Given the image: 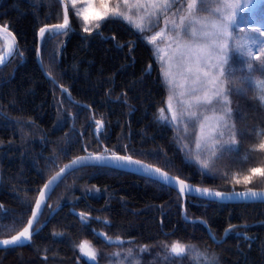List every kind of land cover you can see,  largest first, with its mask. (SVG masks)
<instances>
[{
  "label": "trees",
  "instance_id": "1",
  "mask_svg": "<svg viewBox=\"0 0 264 264\" xmlns=\"http://www.w3.org/2000/svg\"><path fill=\"white\" fill-rule=\"evenodd\" d=\"M260 8L264 11V1ZM71 12L73 30L46 33L40 57L44 70L68 89L75 102L44 76L36 61L38 31L49 22L62 21L61 5L57 0H0V24H9L19 52L0 68V239L26 224L37 190L52 174L85 147L101 150L99 141L121 154L127 146L129 154L195 185L227 191L264 188V178L254 177L248 185L232 179L264 161V155L246 151L257 142L253 129L264 127V108L253 99L254 83L247 85L246 94L229 97L236 128L242 132L237 137L239 150L211 161V170H201L192 150H180L184 144L191 149L190 135L185 139L182 127L158 119L167 86L152 46L121 22L108 21L98 33H85ZM3 45L0 37V49ZM241 61L231 53V66L241 69ZM256 74L264 78V72L254 67L253 79ZM93 119L104 123L98 139ZM26 203L31 206L24 207ZM58 203L64 206L31 243L0 250V263L85 264L76 250L81 241H88L104 264H110L105 255L113 250L123 255L128 248L133 255L139 253L133 264H167L162 245L180 241L215 254L217 264H264V203L188 198L185 217L204 220L217 240L229 225L235 226L222 243L214 242L203 224L184 220L181 198L174 190L126 171L108 167L71 171L51 192L41 220ZM81 213H87L83 222ZM143 245L149 247L141 252ZM193 256L174 264H197Z\"/></svg>",
  "mask_w": 264,
  "mask_h": 264
},
{
  "label": "snow or ice",
  "instance_id": "2",
  "mask_svg": "<svg viewBox=\"0 0 264 264\" xmlns=\"http://www.w3.org/2000/svg\"><path fill=\"white\" fill-rule=\"evenodd\" d=\"M250 2L251 0H243L241 5L231 0H219V2L217 0H186L185 5L184 0H57V3L63 7V22L45 25L40 28L39 35L45 37L46 33L51 36L66 34L70 31L68 5H71L75 15L82 20L85 33H98L108 21L121 22L138 33L148 45L155 46L153 59L161 64L160 75L170 92L166 100L167 108L158 109V119L177 127L183 124L185 139L194 133L197 152L195 162L199 164L201 170H211V161L239 150L237 137L242 135V132L236 128L234 110L230 106L229 97L233 94H246L247 85L254 83L258 91L253 99H257L259 107L264 108V79L254 81L252 76L254 67L264 72V40L245 39L243 36L237 38L233 34V29H238L236 11H242ZM77 5L80 6L77 8ZM162 17L166 25H171L168 32L165 33V30L161 29L152 35H144L158 24ZM251 31L264 36V31L260 28H252ZM0 33H6L10 38L5 41L4 53H0V64H4L5 54L12 55L17 44L16 37L9 31V24L0 27ZM161 38L169 41L167 53H163L158 46ZM253 46H257L258 51ZM232 52L244 58L243 68L237 69L231 66L230 53ZM237 70L241 71L240 76L235 75ZM227 77H233V79L228 80ZM177 88L181 91H175ZM62 91L68 90L62 87ZM177 96L187 98L179 101L180 110L173 108L172 102ZM166 111L171 114L170 117L166 115ZM95 124L99 134L102 131L103 122L95 120ZM253 134L257 142L246 151L264 155V127L253 129ZM186 149L191 151L188 144H184L180 150L183 152ZM84 152L85 155L76 156L68 164L60 167L59 171L37 190L38 196L35 198L34 206L27 203L24 205V207L31 206V216L28 217L26 225L15 235L0 239V250L22 247L26 243H31L35 233L34 221L38 216V210L42 209V204L45 202L46 190H54L66 174L83 167L131 169L142 174L149 182L172 190L178 188V196L195 191L200 196L211 199L224 200L237 197L264 202V192H258L250 187L243 192L235 190L221 192L207 187L193 188L186 183L185 179L172 176L168 171L146 160L135 159L128 153L127 146L124 148L125 154H120L117 150H109L107 147L93 152H89L85 147ZM201 154H204L205 158L202 159ZM254 177L264 178V161L248 168L247 174L240 178L238 174H233L232 179L235 184L248 185L252 183ZM80 217L82 222L85 221L87 213H81ZM234 228L235 226L229 225L225 230V236ZM209 234L214 242H223H217L210 230ZM105 239L110 238L105 237ZM115 239L123 243L121 237L117 236ZM245 239L249 238L245 237ZM77 247L91 261L97 259L98 253L88 241H81ZM148 247L143 245L140 251H147ZM162 247L165 251L162 259L167 264H174L176 259L183 260L193 253V259L197 261V264H203V262L217 264L218 262L215 254L209 255L206 250L200 251L196 246L180 241H172L171 244H164ZM109 255L119 256L120 253ZM132 255L133 249L128 248L125 253L126 258ZM117 264H124V261H118ZM129 264H131L130 259Z\"/></svg>",
  "mask_w": 264,
  "mask_h": 264
},
{
  "label": "rangeland",
  "instance_id": "3",
  "mask_svg": "<svg viewBox=\"0 0 264 264\" xmlns=\"http://www.w3.org/2000/svg\"><path fill=\"white\" fill-rule=\"evenodd\" d=\"M264 0H251V2L248 4V7L243 8V10H237L236 11V16H237V21H238V29L234 28L233 29V34L235 36H237V38L243 36L245 39L248 38H255L256 40H264V36H261L259 33H254L251 31L252 28H260L261 31H264V11L260 8L262 2ZM185 5H186V0H184ZM217 2H219V0H217ZM231 2L233 3H239V4H243V0H231ZM80 5H77V8ZM70 9L73 11L74 15H75V10L73 9V7L71 5H69ZM202 15H207V13H202ZM76 16V15H75ZM169 17H171V13H169ZM177 22H178V17H177ZM82 26H83V22L81 20ZM171 27V25H166L164 22V18L162 17L158 24L154 25L149 31H147L146 33H144V35H152L154 34V32L156 31H160L161 29L165 30V33L168 32V29ZM169 43V41L165 38H161L158 42V46L160 49L163 50V53H167L168 49H167V44ZM152 46V45H151ZM254 48H256V50L258 51V47L257 46H253ZM153 48V55L155 53V46H152ZM231 55V53H230ZM239 56V55H238ZM240 57V56H239ZM167 58V56L165 55V59ZM243 61L244 58L240 57ZM243 61L242 62V68H243ZM255 62V61H253ZM159 66L161 67V64L158 63ZM256 77H254V81L255 80H259V79H264L263 77H261L260 75L256 74ZM228 79V77L226 78ZM230 80V79H228ZM167 86V85H166ZM256 88V87H255ZM258 91V89H256ZM175 91L179 92L181 91V89L177 88ZM170 94L169 89L167 87V96L165 99V103L163 105V107L161 108H167V104H166V100L168 95ZM181 99H187L186 97H179L177 96L176 99L173 100V108L175 110H180L181 109V105L179 104V101ZM166 115H168L170 117V113H168L166 111ZM159 116V113H158ZM173 126V125H172ZM177 129H179V127L183 128V133H184V125L180 124L178 127L177 126H173ZM93 128H96L95 126H93ZM190 139L192 140V145H191V150L194 153V155H197V152L195 150V135L194 133L190 134ZM201 158H205L204 154H201ZM98 256V255H97ZM68 260V259H66ZM50 261H52V259H50ZM131 264H133V260H130ZM0 264H7V263H0ZM104 264V263H103ZM124 264H129V260L124 261Z\"/></svg>",
  "mask_w": 264,
  "mask_h": 264
},
{
  "label": "water",
  "instance_id": "4",
  "mask_svg": "<svg viewBox=\"0 0 264 264\" xmlns=\"http://www.w3.org/2000/svg\"><path fill=\"white\" fill-rule=\"evenodd\" d=\"M62 7V6H61ZM62 11H63V7H62ZM68 14H69V18H70V24L72 23V14H71V12H70V9H69V7H68ZM52 24H56V23H48V24H45V25H52ZM44 25V26H45ZM3 25H0V27H2ZM43 26V27H44ZM42 28V27H41ZM9 31H11V29L9 28ZM12 32V31H11ZM13 33V32H12ZM0 34H2V35H4V36H6V37H8L7 36V34L6 33H0ZM13 35H14V33H13ZM15 36V35H14ZM10 38L8 37V40H9ZM42 39H43V37H41L40 35H39V31H38V45H37V50H36V61H37V63H38V65H39V67H40V69L42 70V72H43V74H44V76L45 77H47V78H50V79H52L53 80V82L61 89V91H62V87L63 88H65L64 86H62V85H60L50 74H48L45 70H44V68H43V66H42V63H41V60H40V46H41V42H42ZM16 44H17V40H16ZM63 47V46H62ZM17 49H18V44H17V48H15L14 50H13V54L12 55H7V54H5V63L4 64H0V67H2V66H4V65H6L14 56H15V54H16V52H17ZM67 89V88H66ZM68 90V89H67ZM64 92V91H63ZM65 94H66V96L70 99V100H72L73 102H75V100L74 99H72L71 97H70V95H69V92L67 91V92H64ZM82 105H84V106H86V107H88V105H86V104H84V103H81ZM94 122H95V120H94ZM96 134H97V132H96ZM100 145L102 146V149H103V144L100 142ZM110 150V149H109ZM86 153H84V154H81V155H85ZM78 156H80V155H78ZM76 157V156H75ZM74 158V157H73ZM73 158H71L70 160H68L65 164H68ZM135 159H137V158H135ZM64 164V165H65ZM63 165V166H64ZM63 166H61V167H63ZM60 169V168H59ZM59 169L56 171V172H58L59 171ZM119 170H122V171H127V172H130V173H133V174H136V175H140V176H143L142 174H140V173H137V172H134V171H132L131 169H119ZM55 172V173H56ZM71 172V171H70ZM54 173V174H55ZM53 174V175H54ZM170 174V173H169ZM52 175V176H53ZM170 175H172V174H170ZM172 176H174V175H172ZM51 177V176H50ZM49 177V178H50ZM144 177V176H143ZM48 178V179H49ZM48 179L46 180V181H48ZM45 181V182H46ZM186 183H188L190 186H192L193 188H196V187H199V188H204V186H198V185H194V184H192V183H190V182H188V181H186ZM45 184V183H44ZM43 184V185H44ZM55 188V187H54ZM207 188H209V187H207ZM210 189H212V188H210ZM177 192H178V188H176L175 189ZM212 190H215V191H219V190H216V189H212ZM254 190V189H253ZM51 191L52 190H46V198H45V201L47 200V198H48V196H49V194L51 193ZM243 191H245V190H243ZM243 191H237V192H243ZM256 191H258V192H264V190H256ZM221 192H225V191H221ZM228 192H232V191H228ZM38 196V195H37ZM185 196H191V197H197V198H202V199H206V200H210V201H216V202H221V203H242V202H260V201H251V200H243V199H240V198H237V197H233L232 199H227V198H225L224 200H218V199H211V198H206V197H202V196H200L199 194H197L195 191H193V192H191V193H188L187 195H184V196H182L183 198L185 197ZM45 202H43V204H44ZM43 204H42V207H43ZM34 206V205H33ZM64 206V203H59V204H57L52 210H51V214H50V217L56 212V211H58V209H60L61 207H63ZM42 210V209H41ZM41 210H38V216H37V218H36V220L34 221V224H36V222H37V220H38V218H39V216H40V214H41ZM30 216H31V214H30ZM29 216V217H30ZM182 216H183V218L185 219V220H187V221H202V220H199V219H194V220H191V219H188V218H186L185 217V215H184V209L182 210ZM27 223V222H26ZM45 223H42L40 226H38L37 228H35V233L36 232H38L42 227H43V225H44ZM26 225V224H25ZM204 226L206 227V230H207V232H208V234H209V227L206 225V223H204ZM211 232V231H210ZM34 233V234H35ZM212 234V233H211ZM210 235V234H209ZM213 235V234H212ZM10 238V237H9ZM225 238V232L223 233V235H222V237H221V239H219V240H217L216 238H215V240L217 241V242H219V241H222L223 239ZM109 243H114V242H117V241H108ZM27 244V243H26ZM25 244V245H26ZM11 248V247H10ZM85 257H86V259L88 260V261H91L86 255H85Z\"/></svg>",
  "mask_w": 264,
  "mask_h": 264
},
{
  "label": "bare ground",
  "instance_id": "5",
  "mask_svg": "<svg viewBox=\"0 0 264 264\" xmlns=\"http://www.w3.org/2000/svg\"><path fill=\"white\" fill-rule=\"evenodd\" d=\"M191 183V182H190ZM193 184V183H192ZM195 185V184H194ZM198 186H201V185H198ZM247 188H249V187H246V188H243V189H230V190H228V191H233V190H235V191H243V190H246ZM250 188H252V187H250ZM252 189H254V190H264V188H252ZM216 190H219V189H216ZM177 194H178V192L176 191V190H174ZM219 191H225V192H228L227 190H219ZM180 198H181V208H182V210L184 209V205H185V202H186V200L188 199V198H197V197H191V196H185L184 198L182 197V196H180ZM200 199H202V198H200ZM204 200H206V199H204ZM208 201H210V200H208ZM212 202H216V201H212ZM218 203H221V202H218ZM242 203H264V202H242ZM224 204H227V203H224ZM185 211V210H184ZM194 219H199V220H202V219H200V218H193V219H191V220H194ZM185 220V219H184ZM185 221H187V220H185ZM202 221H204V220H202ZM187 222H194V221H187ZM195 222H199V221H195ZM200 223V222H199ZM202 224V223H201ZM204 225V224H203ZM206 225H207V223H206ZM208 226V225H207ZM209 227V226H208ZM206 228V227H205ZM104 241H105V239L104 238H102ZM106 242V241H105ZM80 244V243H79ZM78 253H80V250H79V248L77 247V250H76ZM125 252H127V251H125ZM160 252H163L161 249H160ZM111 253H118L116 250H113ZM110 254V253H109ZM109 254H107V255H105V257H106V259L107 260H109V263L110 264H117V262L118 261H126V260H134V258H136L137 256H138V254L139 253H134V255H132V257H130V258H126V256H125V254H123V255H119V256H111V255H109Z\"/></svg>",
  "mask_w": 264,
  "mask_h": 264
},
{
  "label": "flooded vegetation",
  "instance_id": "6",
  "mask_svg": "<svg viewBox=\"0 0 264 264\" xmlns=\"http://www.w3.org/2000/svg\"><path fill=\"white\" fill-rule=\"evenodd\" d=\"M46 218L42 219L44 221ZM41 223V222H40ZM84 261V260H83ZM85 264H103V261L101 260L100 256H97V259L93 262L84 261Z\"/></svg>",
  "mask_w": 264,
  "mask_h": 264
}]
</instances>
